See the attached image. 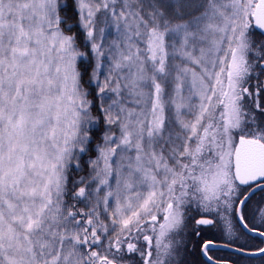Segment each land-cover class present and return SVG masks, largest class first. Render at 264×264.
<instances>
[{
  "label": "snow or ice",
  "instance_id": "1",
  "mask_svg": "<svg viewBox=\"0 0 264 264\" xmlns=\"http://www.w3.org/2000/svg\"><path fill=\"white\" fill-rule=\"evenodd\" d=\"M0 264H264V0H0Z\"/></svg>",
  "mask_w": 264,
  "mask_h": 264
}]
</instances>
